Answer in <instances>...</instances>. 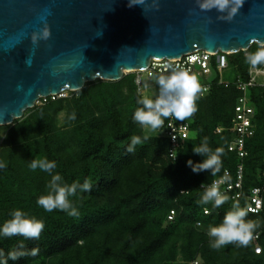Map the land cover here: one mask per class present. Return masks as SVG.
Wrapping results in <instances>:
<instances>
[{
  "label": "trees",
  "instance_id": "16d2710c",
  "mask_svg": "<svg viewBox=\"0 0 264 264\" xmlns=\"http://www.w3.org/2000/svg\"><path fill=\"white\" fill-rule=\"evenodd\" d=\"M257 47L264 46L254 44L248 51L228 56V68L237 73L235 82L226 87L215 78L207 94L198 93L193 116L184 121L173 117L190 126V136L174 162L170 140L164 135L170 117L161 129H150V134L132 119L141 107L135 73L118 82L87 83L71 96L41 100L42 105L6 126L0 145V161L6 163L0 169V225L14 209L45 225L38 240L0 239L5 258L9 251L21 250V243L26 252L39 249L36 256L25 255L8 264H264V208L259 214L247 210L251 189L264 186V87L247 92L255 110V133L246 140L247 157L241 159L229 150L236 137L231 131L235 107L243 95L236 83L249 81L253 66L245 57ZM61 112H65L63 120L58 117ZM72 114L75 119H69ZM133 135L143 142L128 152ZM205 138L212 150L220 148L223 153L222 167L215 175L209 170L193 172L187 164L205 159L193 151ZM45 157L56 162L53 173L58 172L63 183L91 182L90 191L78 190L69 198L79 216L45 212L37 205V198L47 194L51 175L32 171L28 165ZM240 164L244 166L243 198H229L219 208L198 203L204 187L226 171L235 179ZM233 205L245 208V219L258 221L260 227L246 246L233 243L210 248L208 227L221 223ZM172 212L173 219H169ZM257 245L261 254L255 253Z\"/></svg>",
  "mask_w": 264,
  "mask_h": 264
},
{
  "label": "water",
  "instance_id": "95a60500",
  "mask_svg": "<svg viewBox=\"0 0 264 264\" xmlns=\"http://www.w3.org/2000/svg\"><path fill=\"white\" fill-rule=\"evenodd\" d=\"M231 7L228 19L198 0H0V127L40 100L118 82L153 60L264 46V0Z\"/></svg>",
  "mask_w": 264,
  "mask_h": 264
},
{
  "label": "clouds",
  "instance_id": "9594fccd",
  "mask_svg": "<svg viewBox=\"0 0 264 264\" xmlns=\"http://www.w3.org/2000/svg\"><path fill=\"white\" fill-rule=\"evenodd\" d=\"M241 2L242 0H235L236 5H240ZM198 4L202 10L215 8L218 12H226L227 16L225 18L228 19L237 10L236 7L230 8L231 0H198ZM43 36L47 37L48 32L45 31ZM245 59L253 67L264 64V47H257L254 52H249ZM155 84L158 88L155 97L144 96L140 98L137 103L141 107L136 108L132 116L133 121L141 128L155 131L163 127L166 118L174 117L176 120L184 121L197 111L196 100L199 98L198 93L201 91V85L194 74L177 67H171L167 74L155 77ZM69 119H75V114H72ZM147 138V136L143 137L144 140ZM142 142L140 136L133 135L126 150L134 152L136 146ZM193 151L205 156V159L197 164H193L191 160L187 161L193 172L209 170L212 175H215L220 171L222 167L221 156L223 154L220 148L212 150L205 138L198 146L194 147ZM5 167L6 163L0 161V169ZM28 167L32 171L39 169L51 175V180L47 185V194L37 198V205L42 207L45 212L59 210L66 212L71 217L79 216L78 209L73 206L69 198L76 195L78 190L81 192L90 191L92 184L88 179H85L82 184L78 181L70 185L63 183V177L58 172L53 173V170L57 167L56 162L48 160L46 157L33 159ZM228 199L229 197L219 190L216 182H213L210 186L204 187L198 203L202 205L211 204L213 208H219ZM205 211L207 212L208 209L206 208ZM247 215L248 212L245 208L233 205V208L226 212L221 223L208 227L209 247L220 249L233 243L240 246L248 245L254 231L260 227V223L245 219ZM10 216V219L0 225V239L13 236L36 240L40 238L45 228L43 220L30 217L21 209H14ZM20 249L9 251L6 258L3 252L0 251V264H8L9 260L17 261L25 255L36 256L39 251L38 248H33L26 252L23 250L22 243Z\"/></svg>",
  "mask_w": 264,
  "mask_h": 264
},
{
  "label": "built area",
  "instance_id": "2783aa9c",
  "mask_svg": "<svg viewBox=\"0 0 264 264\" xmlns=\"http://www.w3.org/2000/svg\"><path fill=\"white\" fill-rule=\"evenodd\" d=\"M228 56L227 53H217L213 54L207 51H196L187 54L179 59H163V60H153L150 67L143 71L137 72L136 85L138 87V92H141V74L145 73L147 78H155L161 74H167L171 67H177L188 71L190 74H194L200 85L201 91L199 95L203 97L207 94L211 87V82L215 79H209L208 76L211 74V69L214 67L220 74L223 73L225 69H228ZM215 59V63H213ZM214 65V66H213ZM250 79L247 82L238 80L236 83L237 89L243 93V95L238 99L237 105L235 107V116L233 119V126L231 131L236 135L235 139L229 145V150L234 151L238 154L241 159L247 157L248 152L246 149V140L254 135L255 125H254V115L255 110L249 102L247 92L252 87H264V84H259L257 82V76H264V66L262 69L251 67ZM199 78H205V81H200ZM219 84L229 86V82H224L217 78ZM61 96L57 97H64ZM55 98V97H52ZM222 131L218 129V132ZM164 135L170 140V157L176 158L177 151L181 148L182 144L190 136V126L187 122H176L173 117H170L166 127L164 128ZM4 137H0V145ZM244 166L243 164L238 165L235 179L230 171H226L224 174L216 177L208 186L213 182L219 187L222 194L227 195L232 200H238L245 196L244 191ZM204 187V186H203ZM263 187L252 188L247 195V210L250 213L259 214L263 211L264 201H263ZM174 212L171 213L169 219H173ZM208 214V212H206ZM259 238V234L254 236V240ZM256 254L262 253L261 246L257 245L255 248ZM192 264H200L198 261Z\"/></svg>",
  "mask_w": 264,
  "mask_h": 264
},
{
  "label": "rangeland",
  "instance_id": "374dc122",
  "mask_svg": "<svg viewBox=\"0 0 264 264\" xmlns=\"http://www.w3.org/2000/svg\"><path fill=\"white\" fill-rule=\"evenodd\" d=\"M214 61L215 59H213V63H215ZM254 68L262 69L263 67L254 66ZM208 78L211 80L214 78H219L224 82H235L237 78V73L232 67H230L228 69H225L223 73L220 74L214 67H212L211 74L208 76ZM256 79L259 84H264V76H257ZM199 80L203 82L205 81V78H199ZM141 81H142V85H141L142 89L140 93L138 92V95L141 98L144 96H149L153 98L155 96L156 89H157V85L155 84V78H147V75L145 73H142ZM71 94L72 92H65L64 97L71 96ZM36 105L38 106L42 105L41 100ZM64 116H65V112H61L58 117L60 120H63ZM145 129H146V134L151 133L150 129L148 128H145ZM5 135H6V127H0V137L3 138Z\"/></svg>",
  "mask_w": 264,
  "mask_h": 264
}]
</instances>
